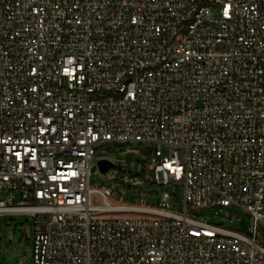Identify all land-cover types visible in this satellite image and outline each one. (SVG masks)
<instances>
[{
  "label": "built area",
  "instance_id": "obj_1",
  "mask_svg": "<svg viewBox=\"0 0 264 264\" xmlns=\"http://www.w3.org/2000/svg\"><path fill=\"white\" fill-rule=\"evenodd\" d=\"M0 191L32 264H264V0H0Z\"/></svg>",
  "mask_w": 264,
  "mask_h": 264
},
{
  "label": "rangeland",
  "instance_id": "obj_2",
  "mask_svg": "<svg viewBox=\"0 0 264 264\" xmlns=\"http://www.w3.org/2000/svg\"><path fill=\"white\" fill-rule=\"evenodd\" d=\"M216 14V11H214ZM147 158V152L143 148L126 149L116 155V159L128 164L129 169L135 174L142 173V165ZM106 185L105 181L97 170L91 175V186L101 188ZM128 189V185H121ZM9 193L0 191V202L7 200ZM175 197L169 202V211L174 213L184 212L183 190L177 188ZM116 199H119L116 196ZM138 198L131 195L128 202L138 203ZM18 203L16 199L15 204ZM146 205H153L147 200ZM198 218L204 219L207 223L239 231L245 235H250L255 229V224L249 214L238 209H202L194 213ZM258 234L264 242V223L260 222ZM0 264H32L34 252V221L27 215H4L0 217Z\"/></svg>",
  "mask_w": 264,
  "mask_h": 264
},
{
  "label": "water",
  "instance_id": "obj_3",
  "mask_svg": "<svg viewBox=\"0 0 264 264\" xmlns=\"http://www.w3.org/2000/svg\"><path fill=\"white\" fill-rule=\"evenodd\" d=\"M110 167H111V165L108 163H104V162L100 163V168L104 172H106ZM0 241H1V239H0ZM0 253H1V245H0Z\"/></svg>",
  "mask_w": 264,
  "mask_h": 264
}]
</instances>
